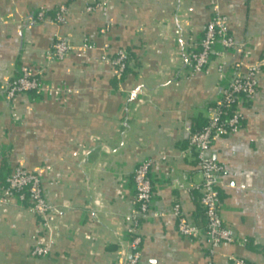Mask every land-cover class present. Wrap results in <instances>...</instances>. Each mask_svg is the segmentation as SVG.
I'll return each mask as SVG.
<instances>
[{"label":"crops","instance_id":"crops-1","mask_svg":"<svg viewBox=\"0 0 264 264\" xmlns=\"http://www.w3.org/2000/svg\"><path fill=\"white\" fill-rule=\"evenodd\" d=\"M60 5L69 11L62 24L54 21ZM214 5L238 49L218 42L208 69L193 72L189 52ZM58 35L75 50L43 78L69 95L9 100L18 67L44 66ZM120 50L129 55L122 79L112 63ZM251 64L260 66L258 86L241 105L242 127L216 134L209 152L224 167L221 218L240 243L209 253L189 129L215 116L238 65ZM147 159L155 187L140 264H233L230 255L264 264V0H0V197L20 166L40 175L59 210L51 250L39 257L34 246L49 240L40 218L14 197L0 202V264H117L129 249L133 172ZM176 204L196 236L179 233Z\"/></svg>","mask_w":264,"mask_h":264},{"label":"built area","instance_id":"built-area-1","mask_svg":"<svg viewBox=\"0 0 264 264\" xmlns=\"http://www.w3.org/2000/svg\"><path fill=\"white\" fill-rule=\"evenodd\" d=\"M94 6H89L88 11L94 10ZM68 8L60 5L54 16L57 23H65L68 18ZM40 20L46 17L44 11L38 13ZM220 43L224 49H238V43L229 32L226 18L222 16L218 7L214 5L212 15L208 21L203 35L193 43L189 52V63L193 72H203L208 69L215 52V45ZM85 46H89L86 44ZM91 47V46H89ZM75 50L72 41L63 35L56 36L51 49L47 55L44 66L21 64L16 74L8 85L6 97L10 100L21 93L41 95H55L66 97L69 95L64 88L49 87L44 82V74L50 68L51 62L62 60ZM112 63L118 79H122L127 71L129 55L125 50H120L113 58ZM259 64H251L245 68L238 65L229 85L223 91L216 103L215 116L201 130L193 131L189 129V140L187 151L195 153L198 170L202 175V183L198 187L201 192V206L204 211L205 240L209 253L224 243H240L224 224L220 210V185L224 167L216 161L210 154V149L216 134L220 132H234L242 127L244 117L241 105L250 100L257 91ZM226 109L229 113L225 115V121H221V116ZM225 125H228L227 128ZM152 160L140 162L133 172L135 193L131 211L124 216L129 235V249L121 253L117 264H140L143 236L141 234L142 222L150 217L151 202L154 196V180L152 178ZM8 185L2 188L0 202L15 198L24 204L30 213L40 218V225L46 235L45 239L39 240L32 251L33 256L43 257L49 254L53 243L54 225L51 222L52 214L58 213L56 205L46 199L40 175L29 171L23 167H16L6 178ZM173 214L178 218V231L184 237L196 236L199 232L197 225L193 224L188 216L176 204ZM233 264H251L241 258L230 255L228 257Z\"/></svg>","mask_w":264,"mask_h":264},{"label":"trees","instance_id":"trees-1","mask_svg":"<svg viewBox=\"0 0 264 264\" xmlns=\"http://www.w3.org/2000/svg\"><path fill=\"white\" fill-rule=\"evenodd\" d=\"M226 109H224V111H225ZM227 113H229L227 110H226V112H224L223 114H222V116H221V121L220 122H224L225 121V115H227ZM208 122L209 121H207V122H205L201 127H197V128H193L192 130L193 131H197V130H201L202 128H204L207 124H208ZM227 128H229V126L228 125H225ZM3 185V187H6L7 185H8V183L6 182V180H5V182L2 184Z\"/></svg>","mask_w":264,"mask_h":264}]
</instances>
